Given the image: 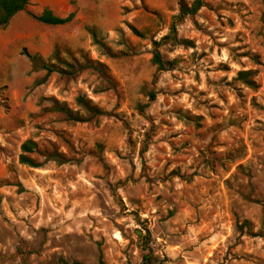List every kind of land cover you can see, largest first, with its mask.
Listing matches in <instances>:
<instances>
[{"label":"rangeland","instance_id":"374dc122","mask_svg":"<svg viewBox=\"0 0 264 264\" xmlns=\"http://www.w3.org/2000/svg\"><path fill=\"white\" fill-rule=\"evenodd\" d=\"M27 9L0 29V264H264L263 0Z\"/></svg>","mask_w":264,"mask_h":264},{"label":"trees","instance_id":"16d2710c","mask_svg":"<svg viewBox=\"0 0 264 264\" xmlns=\"http://www.w3.org/2000/svg\"><path fill=\"white\" fill-rule=\"evenodd\" d=\"M30 2L31 0H0V29L7 27L10 20L14 16L25 11ZM179 5L180 17L182 18L186 15H194L197 13V11H199L203 6V0H195L192 6L187 5L184 0H179ZM75 15V12H71L67 17H59L55 15L53 11L45 9L40 15H33V17L38 22L43 24L61 26L72 22L75 18ZM172 31L175 32V25L172 26ZM24 54L32 61L34 69L42 68L47 71L48 75L55 71L52 66L44 63L43 59L39 55H32L26 50L24 51ZM153 63L158 67L159 70H163L165 68L163 60L161 59V56L158 52H156L153 56ZM239 78L248 88L255 90L258 87L255 80V74L252 71L240 72ZM65 112L68 113L66 110ZM37 148L38 145L33 140H27L24 142L21 146L22 154L20 155V163L29 165L31 167H38V165L34 163L30 157H28V154L35 152ZM145 258L144 264H151L150 257Z\"/></svg>","mask_w":264,"mask_h":264},{"label":"crops","instance_id":"0c3cea01","mask_svg":"<svg viewBox=\"0 0 264 264\" xmlns=\"http://www.w3.org/2000/svg\"><path fill=\"white\" fill-rule=\"evenodd\" d=\"M86 6L90 5V0H31L27 8L33 7L38 10L39 15L45 10L49 9L59 17H65L69 15L73 9V2ZM28 10V9H27ZM47 25V24H46ZM53 26V25H50ZM54 41H49L47 38L40 40V44L34 49L35 53H40L43 56H49L51 53L52 45Z\"/></svg>","mask_w":264,"mask_h":264}]
</instances>
